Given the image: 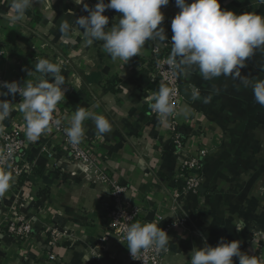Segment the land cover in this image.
Here are the masks:
<instances>
[{"label": "crops", "instance_id": "obj_1", "mask_svg": "<svg viewBox=\"0 0 264 264\" xmlns=\"http://www.w3.org/2000/svg\"><path fill=\"white\" fill-rule=\"evenodd\" d=\"M219 2L223 10L236 14L264 15V4L258 0ZM11 3L0 0V45L4 49L0 70L9 82L27 85L34 78L38 82L50 79L34 71L38 60L59 63L66 91L56 115L68 123L78 108H85L111 122L112 130L100 135L92 120L85 121L84 138L95 143L102 168L127 187L125 201L139 211L135 223L153 222L164 230L182 214L185 218L183 226L168 234L167 262L190 264L191 251L202 248L205 238L216 246L222 237L227 242L239 240L242 252L264 262V106L255 102L251 87L226 76L204 79L196 66L191 67L183 86L191 93L196 87L198 92L187 99L189 93L183 89L185 102L178 127H200L204 132L187 137L180 154L173 147L169 123L151 116L147 99L158 92L159 84L150 79V68L144 63L153 46L167 50L171 44V21L179 12L175 0L161 8L165 16L161 27L169 40L146 42L127 64L114 61L101 41L86 45L74 20L88 13L74 0H34L18 23L9 20ZM85 3L94 7L97 1ZM104 15L111 27L121 14L107 9ZM62 22L71 27L67 36L60 31ZM245 65L241 75L247 80H264V46L254 49ZM29 70L33 71L28 74ZM0 99L17 103L0 126L20 131L26 140L17 161L21 175L11 167L0 170L12 178L9 190L0 197V264H83L85 256H93L87 264H133L127 245L122 246L108 227L114 206L111 189L81 173L63 135L47 131L35 142L28 141L19 111L21 100L17 95ZM200 148L210 150L201 159L203 188L191 193L178 211L172 201L176 173L184 155L195 156ZM25 163L31 171L24 168ZM15 210L33 221L28 239L5 230L6 219ZM240 219L247 226L237 232L235 223ZM50 253L56 255L55 260ZM233 260L239 264L237 257Z\"/></svg>", "mask_w": 264, "mask_h": 264}, {"label": "clouds", "instance_id": "obj_2", "mask_svg": "<svg viewBox=\"0 0 264 264\" xmlns=\"http://www.w3.org/2000/svg\"><path fill=\"white\" fill-rule=\"evenodd\" d=\"M77 5H83L86 16L74 20L75 25L83 32L85 43L93 45L95 41L102 42V49L115 61L127 64L130 58L138 56L148 41L167 42L168 36L161 27L165 20L162 6H167L170 0H98L94 7L85 0H74ZM34 0H12L9 20L18 23L25 17L27 9ZM264 4V0H258ZM179 12L171 21V55L168 64L178 70L196 66L204 79L220 76L240 79L252 89L255 102L264 106V80L249 81L241 75L245 61L253 54L254 49L264 46V15L254 12L236 14L231 10H223L219 0H175ZM107 9L120 13L118 23L107 27L109 17L104 15ZM69 14L75 15L71 10ZM71 27L62 22L60 31L67 36ZM33 70H29V73ZM34 71L42 74L38 83H27L21 86L17 81H0V97L11 95L13 99L19 93L22 97L18 103L19 111L23 113L26 127V138L35 142L40 136L50 131L53 126L59 128L60 118L54 117L57 104L65 98V78L61 75V65L48 59H40L34 66ZM5 89L7 91H5ZM170 91L160 87L152 97L151 110L157 114L161 123H166L169 117L177 114L171 103ZM205 99V103H207ZM10 100L0 99V122L7 119L13 111ZM187 115V112H184ZM92 120L98 134L103 135L112 130L111 122L103 115L93 114L85 108H78L68 119L64 128L68 142L78 145L85 136L84 122ZM4 128L0 126V134ZM0 159H5L0 157ZM11 176L0 172V197H3L11 186ZM246 223L240 219L235 223L237 232L243 231ZM127 248L136 259L143 250L154 248L156 251H167L169 235L157 223H132L125 229ZM241 242L225 241L222 237L216 246L206 242L202 248H194L190 253V264H234L233 257L239 259V264H264L255 256L241 251ZM93 257V256H92ZM85 256L83 264L92 258Z\"/></svg>", "mask_w": 264, "mask_h": 264}, {"label": "built area", "instance_id": "obj_3", "mask_svg": "<svg viewBox=\"0 0 264 264\" xmlns=\"http://www.w3.org/2000/svg\"><path fill=\"white\" fill-rule=\"evenodd\" d=\"M172 45L167 47V50L162 49L160 46H153L150 58L146 61V65L150 68V79L152 81H159L161 87H167L170 91L171 103L174 105L177 114L169 117V129L172 136V144L177 153H183L185 142L182 140L183 136L189 137L193 135L191 128H187L186 131H181L178 127V116L180 107L185 102V96L183 95V85L188 79L191 72V68H184L178 70L175 66L168 64V58L171 55ZM4 54V49L0 45V55ZM0 81H7V79L0 73ZM37 79V80H36ZM35 82H38V78ZM197 88H192L193 95L196 94ZM19 94V93H17ZM151 96L147 99L150 103L153 102ZM22 100V97L19 95ZM151 116L158 118L157 114L151 110ZM55 118H60L62 124L59 128L53 126L50 131L53 133H59L63 135L65 146L67 147L70 155L75 163L80 168L81 173L90 179L95 178L98 183L107 186L111 189V195L113 198L114 206L109 212L108 227L112 233L117 237L119 243L123 246L127 245L125 239V229L132 223H135L138 216V209L130 206L125 201V194L127 187L121 184L118 180L114 179L110 173L105 171L101 166L100 157L95 153L96 145L94 142L88 141L83 138V141L78 145H73L68 142L65 135L64 128L68 126L67 121L60 115H56ZM26 147V140L18 130H12L4 132L0 135V170H6L11 167L17 175H21V169L19 168L17 161L23 156L24 149ZM46 150V148H43ZM52 157V153H49ZM208 155L206 148H200L195 156L184 155L182 164L179 171L176 173V179L183 181V196L186 197L191 193L196 194L203 188L204 177L202 175L201 159ZM24 168L31 171L32 167L29 163H25ZM179 185H182L179 183ZM177 194V193H175ZM7 224L5 230L13 235H16L20 239H28L33 233V221L23 214L18 213L16 210L10 213V216L6 219ZM185 220H177L174 223L167 225L164 229L169 234L171 229L178 228L184 225ZM57 234L55 230L53 232ZM167 251H156L154 248L143 250L136 259L131 257L133 264H169L167 262ZM51 259H56L54 253H50Z\"/></svg>", "mask_w": 264, "mask_h": 264}, {"label": "rangeland", "instance_id": "obj_4", "mask_svg": "<svg viewBox=\"0 0 264 264\" xmlns=\"http://www.w3.org/2000/svg\"><path fill=\"white\" fill-rule=\"evenodd\" d=\"M96 1L98 2V0H96ZM0 73H2V75L7 79L5 73L2 70H0ZM40 75L42 76V74L39 73L38 76H40ZM34 79H36V78H34ZM7 81H8V79H7ZM31 83L36 84L35 80L32 81ZM21 86L23 87V86H26V85H21ZM5 91H7V90L5 89ZM16 95H17V100H21L19 98V94H16ZM178 119H179V117H178ZM184 128H186V129L187 128H191L192 132H194L193 135H196V136H200V134H203V132H204L202 130V128H200V127L197 128V127H191V126L190 127H185V126L181 127V131H184ZM7 131H9V130H4V132H7ZM209 152H210V150H208V153ZM176 182H178V184H176L177 189L175 190V193H177V194H175V193L172 194V201H173L174 205L176 206L177 210L178 211H182L183 206H184V201H186V199H187V197L189 195L185 199V197L183 196V191H182L183 181L182 180H176ZM179 183L182 184V185H179ZM183 219L185 220V218L183 217V214H182V217H178L177 219H174V220L177 221V220H183Z\"/></svg>", "mask_w": 264, "mask_h": 264}, {"label": "water", "instance_id": "obj_5", "mask_svg": "<svg viewBox=\"0 0 264 264\" xmlns=\"http://www.w3.org/2000/svg\"><path fill=\"white\" fill-rule=\"evenodd\" d=\"M183 89L188 91L189 96H186L187 99H190L193 96V93H191V89L188 86H183ZM202 189H200L201 191Z\"/></svg>", "mask_w": 264, "mask_h": 264}, {"label": "trees", "instance_id": "obj_6", "mask_svg": "<svg viewBox=\"0 0 264 264\" xmlns=\"http://www.w3.org/2000/svg\"><path fill=\"white\" fill-rule=\"evenodd\" d=\"M145 63H146V62H145ZM145 63H144V65H146ZM147 66H148V65H147ZM154 82H157V83L159 84V81H154ZM160 87H161V85L159 84V89H160ZM186 138H187L186 136H183V137H182V140L185 142V141H186Z\"/></svg>", "mask_w": 264, "mask_h": 264}]
</instances>
